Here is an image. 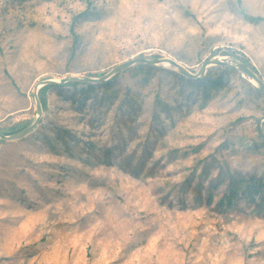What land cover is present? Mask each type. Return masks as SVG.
<instances>
[{"label":"rangeland","instance_id":"rangeland-1","mask_svg":"<svg viewBox=\"0 0 264 264\" xmlns=\"http://www.w3.org/2000/svg\"><path fill=\"white\" fill-rule=\"evenodd\" d=\"M136 58L264 82V0H0V133L33 122L41 81ZM185 79L139 64L46 89L0 141V264H264V190L226 204L264 181V95L235 70L208 100Z\"/></svg>","mask_w":264,"mask_h":264},{"label":"water","instance_id":"water-1","mask_svg":"<svg viewBox=\"0 0 264 264\" xmlns=\"http://www.w3.org/2000/svg\"><path fill=\"white\" fill-rule=\"evenodd\" d=\"M148 65L152 67H171L174 68L182 77H185L187 79L191 80H199L202 79L206 71L209 67H222V68H228L231 70L237 71L239 74H241L244 77H247L248 80H252L254 82V85H252L254 88L259 90L264 95V82L260 77L256 75L255 72H253L250 68H248L244 63L242 62H235L232 63L230 60H220L219 58H213L211 60H208L204 62L201 67L199 68L198 72L192 73L188 69H186L183 65L176 62L175 60L168 59V58H161V59H145V58H136L133 60H130L126 63H123L119 66H116L113 68L110 72H108L106 75L100 77V78H92V77H75L70 76L67 78H62L58 80L54 79H46L41 81L34 90V101H35V118L32 123H30L25 128L14 132V133H0V141H15L20 140L26 135H28L39 123L40 117L42 115L43 111V105L40 100V91L47 86H62L67 85L70 83H85V84H103L108 82L110 79H112L116 74L119 72L130 68L134 65ZM264 123V117H262L258 123H257V133L258 136L261 138L262 141H264V133L262 132V124Z\"/></svg>","mask_w":264,"mask_h":264},{"label":"trees","instance_id":"trees-1","mask_svg":"<svg viewBox=\"0 0 264 264\" xmlns=\"http://www.w3.org/2000/svg\"><path fill=\"white\" fill-rule=\"evenodd\" d=\"M260 19L257 18L255 21H259ZM218 70H221V75L217 78H202L200 80H196L200 85L203 87V97L205 100H208L212 93L218 92L222 89L224 80L228 78V76L232 73H234V70L228 69V68H222L217 67ZM187 82H194L189 79H185ZM110 83L107 82V84ZM77 83H70L69 85H76ZM107 84H101L100 86H104ZM53 87V86H47L44 87L40 91V100L44 107V97L43 94L46 89ZM21 129L15 130L10 133L17 132ZM262 146L264 147V141H262ZM264 190V181L262 179H251V180H239L235 182L234 184L230 185L229 193L226 197V204H232L235 199L239 197V193L241 197L245 198L246 201H249L251 203H254L255 198L259 196Z\"/></svg>","mask_w":264,"mask_h":264},{"label":"bare ground","instance_id":"bare-ground-1","mask_svg":"<svg viewBox=\"0 0 264 264\" xmlns=\"http://www.w3.org/2000/svg\"><path fill=\"white\" fill-rule=\"evenodd\" d=\"M220 60H223L222 58H219ZM251 85H254V82L252 80H249Z\"/></svg>","mask_w":264,"mask_h":264}]
</instances>
